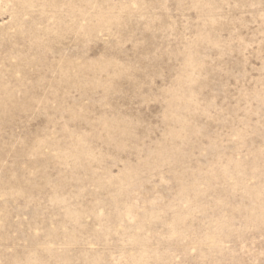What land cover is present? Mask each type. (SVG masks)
I'll return each mask as SVG.
<instances>
[{
  "label": "rangeland",
  "instance_id": "374dc122",
  "mask_svg": "<svg viewBox=\"0 0 264 264\" xmlns=\"http://www.w3.org/2000/svg\"><path fill=\"white\" fill-rule=\"evenodd\" d=\"M0 264H264V0H0Z\"/></svg>",
  "mask_w": 264,
  "mask_h": 264
}]
</instances>
